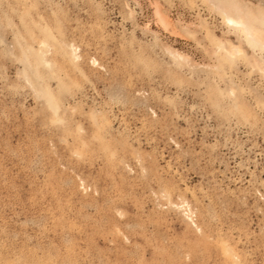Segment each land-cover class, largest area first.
Returning <instances> with one entry per match:
<instances>
[{
	"label": "rangeland",
	"instance_id": "obj_1",
	"mask_svg": "<svg viewBox=\"0 0 264 264\" xmlns=\"http://www.w3.org/2000/svg\"><path fill=\"white\" fill-rule=\"evenodd\" d=\"M0 264H264V0H0Z\"/></svg>",
	"mask_w": 264,
	"mask_h": 264
},
{
	"label": "bare ground",
	"instance_id": "obj_2",
	"mask_svg": "<svg viewBox=\"0 0 264 264\" xmlns=\"http://www.w3.org/2000/svg\"><path fill=\"white\" fill-rule=\"evenodd\" d=\"M253 16V15H252ZM226 21L229 23V25L231 26H233V29L235 28V29H237V30H239V32L240 33H244L247 37H249V39L250 38H253V39H255V38H257V35H256V29H253V26H252V24H250L249 22H247V21H245V20H243V19H241V18H233V17H231V16H227L226 17ZM226 23V22H225ZM227 23V24H228ZM227 26V25H226ZM229 27V26H228ZM260 32V31H259ZM244 36V35H243ZM245 36V37H246ZM243 38V37H242ZM249 42H251V41H249ZM249 42H248V44H249ZM260 42V41H259ZM259 42H258V44H259ZM246 43V42H245ZM252 43V42H251ZM250 43V44H251ZM42 44V43H41ZM261 44H262V42H261ZM229 45H231L230 43H229ZM233 48H236V47H233ZM232 48V49H233ZM40 50V49H39ZM231 51H233V50H231ZM38 54V53H37Z\"/></svg>",
	"mask_w": 264,
	"mask_h": 264
}]
</instances>
